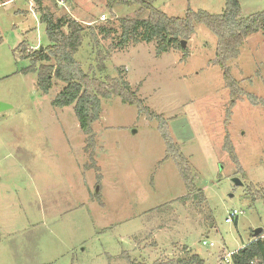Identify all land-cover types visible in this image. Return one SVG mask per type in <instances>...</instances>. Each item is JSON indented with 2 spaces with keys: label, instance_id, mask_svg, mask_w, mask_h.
<instances>
[{
  "label": "rangeland",
  "instance_id": "obj_1",
  "mask_svg": "<svg viewBox=\"0 0 264 264\" xmlns=\"http://www.w3.org/2000/svg\"><path fill=\"white\" fill-rule=\"evenodd\" d=\"M5 1L0 0V102L9 107L0 112V264H149L187 251L214 264L217 256L254 240L257 227L264 240L261 32L250 34L227 62L244 92L231 93L213 61L216 36L205 24L194 23V34L185 40L187 56L176 45L156 56V42L117 45L121 18L147 16L134 3L111 9L106 0H41L55 18L85 26L75 54L83 69L100 78H117L120 71L154 113L149 117L113 93L101 97L88 139L73 105L51 103L64 83L53 79L43 93L36 73L24 72L30 58L15 52L20 42L33 49L50 43L35 1ZM150 1L173 17L189 8H225L224 0ZM239 3L245 16L264 9V0ZM87 26L96 29V40ZM102 26L108 32H100ZM247 94L263 102L254 104ZM161 124L187 160L193 192L174 158L166 157ZM183 195L188 198L181 201ZM236 209L243 213L225 222Z\"/></svg>",
  "mask_w": 264,
  "mask_h": 264
},
{
  "label": "trees",
  "instance_id": "obj_2",
  "mask_svg": "<svg viewBox=\"0 0 264 264\" xmlns=\"http://www.w3.org/2000/svg\"><path fill=\"white\" fill-rule=\"evenodd\" d=\"M34 1L40 11L39 20L45 25L50 43L43 46L42 49H33L31 46H27L25 41L20 42L15 48V52L18 51L24 58H30V65L24 72L36 73V85L43 93L52 87L53 79L64 83L63 88L51 100L54 107L64 108V106L73 105L79 128L88 139L91 138L93 123L100 117L101 97H110L112 93L116 94L121 101L137 106L149 117L154 116V113L136 96V91L132 89L130 82L121 76L119 70L117 78L110 76L100 78L85 71L75 59V54L81 49L86 34L85 26L75 19L65 16L55 18L49 9L42 8L41 0ZM224 1L225 8L221 13H209L204 9L192 10L189 8L183 17L167 15L163 10L152 6L150 0H106V3L112 9L115 4L130 2L138 5L140 11H147L146 17L137 14L133 18L120 19L122 34L117 45L123 46L129 41L135 43L139 41L156 42L158 44L156 56L175 45L183 49L187 56V50L182 47L181 40H187L194 34L195 22L205 24L216 36L217 46L213 61L220 66L226 86L231 93H244L239 87L238 81L230 75L227 62L238 56L244 40L250 34L261 32L264 35V9L245 16L241 10L240 0ZM87 27L90 29L89 34L96 40L98 36L95 32L96 29L92 26ZM100 32H108V29L102 26ZM101 53L99 52L100 71L104 69L102 62L104 56ZM246 97L254 104L263 102L262 99L259 101L254 95L247 94ZM160 130L166 142V157L174 158L177 170L182 175L187 189L189 192H193L196 189L194 176L191 174L186 158L181 155L179 145L173 142L163 124L160 125ZM229 151L230 155L235 158L232 149ZM238 168L240 169V166ZM187 194L189 195V193ZM199 194L200 198H205L203 192L200 191ZM188 195H183L179 199L184 201ZM263 241L260 237H256L238 248L237 253L232 256V264H264ZM129 264L147 263L129 260ZM149 264H203V259L197 254L187 251L184 256L162 258Z\"/></svg>",
  "mask_w": 264,
  "mask_h": 264
},
{
  "label": "built area",
  "instance_id": "obj_3",
  "mask_svg": "<svg viewBox=\"0 0 264 264\" xmlns=\"http://www.w3.org/2000/svg\"><path fill=\"white\" fill-rule=\"evenodd\" d=\"M7 1H12V0H7ZM7 1H5V2H7ZM55 1H56L57 5L65 4L64 3L65 0H55ZM105 16H106L105 14H101V18H105ZM242 213L243 212L241 209L232 210L229 213V215L225 218V222H227V223L232 222V220L234 218H236L239 214H242ZM259 237L261 238V236H259ZM202 244L208 245L209 247L214 246L213 242H209L207 240H202ZM242 246H244V245H242ZM242 246H240V247H242ZM240 247H238V248H240ZM238 248L235 251H226L222 255L217 256L216 262L214 264H232V256H233V254L237 253Z\"/></svg>",
  "mask_w": 264,
  "mask_h": 264
},
{
  "label": "water",
  "instance_id": "obj_4",
  "mask_svg": "<svg viewBox=\"0 0 264 264\" xmlns=\"http://www.w3.org/2000/svg\"><path fill=\"white\" fill-rule=\"evenodd\" d=\"M185 42H186L185 40H181L180 43L182 44V47H186V43ZM41 49H42V47H41ZM7 107H9V104H4V103L0 102V112L5 110V109H7ZM233 181L235 182V184H241V181L238 178H236V177L233 179ZM262 231L263 230L260 227H257L255 229V231L253 232V238L256 239V237L261 236Z\"/></svg>",
  "mask_w": 264,
  "mask_h": 264
},
{
  "label": "crops",
  "instance_id": "obj_5",
  "mask_svg": "<svg viewBox=\"0 0 264 264\" xmlns=\"http://www.w3.org/2000/svg\"><path fill=\"white\" fill-rule=\"evenodd\" d=\"M28 3H30V2H28ZM29 7L31 8L32 7V5H29ZM33 8V7H32Z\"/></svg>",
  "mask_w": 264,
  "mask_h": 264
}]
</instances>
